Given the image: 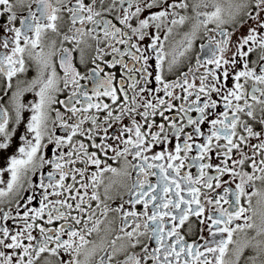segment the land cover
<instances>
[{"label":"snow or ice","instance_id":"6c2138e0","mask_svg":"<svg viewBox=\"0 0 264 264\" xmlns=\"http://www.w3.org/2000/svg\"><path fill=\"white\" fill-rule=\"evenodd\" d=\"M0 18V151L24 126L0 264H264V0H0Z\"/></svg>","mask_w":264,"mask_h":264},{"label":"flooded vegetation","instance_id":"af4514ba","mask_svg":"<svg viewBox=\"0 0 264 264\" xmlns=\"http://www.w3.org/2000/svg\"><path fill=\"white\" fill-rule=\"evenodd\" d=\"M212 10V8L211 7H209L208 9H201V11H211ZM188 12H189V14L191 15L192 14V9L190 8L189 10H188ZM26 14V13H25ZM6 23V21L4 20V19H2V18H0V39H2L4 36H6V35H11L10 33H7V31H6V28L5 27H3V25ZM17 26H19V22L17 21ZM210 27H211V25H210ZM187 30V26H179V27H177V28H175L174 29V32H173V34L170 36V38H169V42L168 43H166V50H168L169 49V45H173V44H176L180 39H181V37H182V34H183V32L184 31H186ZM243 31H245V30H242V32ZM163 35H164V32L162 31L161 32V37H163ZM201 41H197V45L200 43ZM204 43H206V40L205 41H203ZM0 51H5V50H3V49H0ZM37 51H39V49H37ZM181 59H183V58H181ZM151 63H153L154 64V58H153V61L151 62ZM186 70V69H185ZM36 75V72H35V68L34 67H31L30 69H29V71L27 72V78L28 79H31L32 77H34ZM22 79L24 78V77H21ZM170 79L171 78H173V77H169ZM158 86V85H157ZM178 91V90H177ZM34 98V94L33 93H26L25 94V100H31V99H33ZM60 98H63V94L61 95V97ZM26 116H27V113L25 114ZM196 114L195 113H193V116H195ZM124 123L125 124H127L128 123V121L127 120H125L124 121ZM10 127H11V125H10ZM23 129H24V126L23 125H21L20 127H19V129H18V131H17V133H16V135L13 137V139H12V142H11V147L8 149V150H6V151H0V168H3L4 166H5V163H6V158L7 157H9L10 155H12V154H14V153H16L17 151H18V147L20 146V142H19V134L21 133V132H23ZM58 134H62V131L61 132H58ZM199 140H202V138H198ZM157 150H159V149H157ZM194 154V153H193ZM49 155H51V151L49 152ZM109 163H113L112 161H109ZM76 166H80V165H76ZM115 166V165H114ZM193 172H195V169H193L192 170ZM107 175H109V174H106V176ZM225 178H227V177H225ZM3 179L5 180V181H7L8 179H10V174L9 173H7V172H5L4 173V177H3ZM67 182H71V180L69 179ZM107 182V181H106ZM78 186V185H77ZM257 188H261L262 190H264V185H261L259 182H257ZM100 192H101V194L103 193V187H101V189H100ZM27 194H31V193H27ZM37 195H38V193H37ZM103 198V197H102ZM259 198L258 197H253V201H252V209H253V211H255L256 213H257V215L256 216H253V220H255L257 223L259 222V218H260V213H262V212H264V205H260V204H258L257 203V200H258ZM110 203H112L113 204V206H115V204H118L119 203V200H115V201H111ZM33 205L34 206H38V201H33ZM93 207H95V202H93ZM252 213L251 212H249L248 213V215H251ZM109 220H112L113 221V224H112V227L113 228H118V226H119V221L112 215V214H110L109 215ZM241 223L243 222V221H240ZM11 221H9V224L11 225ZM101 227H103V225L101 226ZM104 235V233L103 232H101L100 233V236H103ZM248 235L249 236H252V235H255V233H254V231H249L248 232ZM100 236H97V234H93L92 236H90V237H88V239H90V240H92V241H94L95 243H99L100 242ZM112 238H114V235L113 236H110L109 237V239H112ZM234 238H237L236 236H234ZM251 254V252L249 251V250H246V252H245V256H248V255H250Z\"/></svg>","mask_w":264,"mask_h":264}]
</instances>
